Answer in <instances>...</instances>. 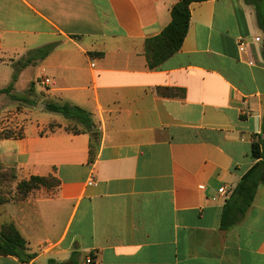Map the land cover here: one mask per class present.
Returning <instances> with one entry per match:
<instances>
[{"label":"crops","instance_id":"obj_1","mask_svg":"<svg viewBox=\"0 0 264 264\" xmlns=\"http://www.w3.org/2000/svg\"><path fill=\"white\" fill-rule=\"evenodd\" d=\"M178 1L0 0V90L31 58L0 94V133L18 135L0 138V167L13 171L12 188L58 181L0 207V225L11 223L32 256L0 264L72 255L76 264H264V184L224 231L218 194L257 163L264 0L192 4L179 51L150 70L144 41L170 23ZM64 104L90 115L93 141L46 109Z\"/></svg>","mask_w":264,"mask_h":264},{"label":"trees","instance_id":"obj_2","mask_svg":"<svg viewBox=\"0 0 264 264\" xmlns=\"http://www.w3.org/2000/svg\"><path fill=\"white\" fill-rule=\"evenodd\" d=\"M204 1L208 0H179L170 10V23L159 35L144 41V56L150 70L157 68L179 51L188 30L190 6ZM256 18L264 42V10H258ZM38 53H43V55H45L46 51L40 50ZM262 58L264 60V46ZM30 62L31 58L23 62H18L12 77V84L16 81L19 72ZM12 84L6 89L0 90V94L9 93L12 89ZM158 94L166 97H176L182 96V91L176 89H159ZM46 109L51 113L61 115L65 119L72 120L81 126V130L68 131H71L73 134H79L81 132L88 133L92 141L95 139V126L88 113L77 107H71L66 104L46 105ZM17 136L18 135L12 131L0 133V138L3 139ZM251 157L257 160V163L242 176L230 197L226 199L224 203L220 218V228L223 231L239 223L253 201L257 186L259 184H264V115L261 134L258 135L251 144ZM91 159L92 150L90 149V161ZM1 172L3 175L9 174L7 179H9V185L12 186L14 181L13 171L0 167V173ZM57 186L58 181L52 176L44 178L31 177L27 181L18 182L15 190L20 198H25L30 192L39 188L49 189ZM0 256L15 257L23 263H28L29 260L32 259V256L25 254V242L11 223H5L0 226ZM48 264L56 263L49 261ZM59 264H76L74 255L71 256L67 263Z\"/></svg>","mask_w":264,"mask_h":264},{"label":"rangeland","instance_id":"obj_3","mask_svg":"<svg viewBox=\"0 0 264 264\" xmlns=\"http://www.w3.org/2000/svg\"><path fill=\"white\" fill-rule=\"evenodd\" d=\"M53 128L54 126L51 127V130H53ZM65 128L67 130H72V131L77 130V127L75 126V124L72 125L71 123L68 124ZM8 176L9 174L3 175L2 172L0 173V207L4 203L23 199V198H20V196L16 193L15 188H12V186L9 185V179H7ZM1 220H2V217L0 216V224H1Z\"/></svg>","mask_w":264,"mask_h":264},{"label":"built area","instance_id":"obj_4","mask_svg":"<svg viewBox=\"0 0 264 264\" xmlns=\"http://www.w3.org/2000/svg\"><path fill=\"white\" fill-rule=\"evenodd\" d=\"M255 42H259L260 39L259 38H255L254 39ZM244 43L242 41L238 42V48H243ZM251 65V64H250ZM91 67H93V65H91ZM42 86H47L49 85V80L48 79H44L41 83ZM232 191H230L228 188L222 187L218 190V194L221 195L222 197H224L225 199H228L231 195ZM85 264H96L91 257H87L85 259Z\"/></svg>","mask_w":264,"mask_h":264},{"label":"water","instance_id":"obj_5","mask_svg":"<svg viewBox=\"0 0 264 264\" xmlns=\"http://www.w3.org/2000/svg\"><path fill=\"white\" fill-rule=\"evenodd\" d=\"M43 107V106H42Z\"/></svg>","mask_w":264,"mask_h":264}]
</instances>
